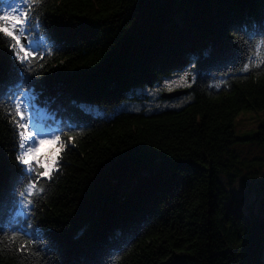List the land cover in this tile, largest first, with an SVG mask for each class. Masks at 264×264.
<instances>
[{
    "label": "trees",
    "instance_id": "16d2710c",
    "mask_svg": "<svg viewBox=\"0 0 264 264\" xmlns=\"http://www.w3.org/2000/svg\"><path fill=\"white\" fill-rule=\"evenodd\" d=\"M37 15L60 50L32 60L36 102L68 127L53 178L30 197L41 238L0 233V264H264V212L245 211L223 180L252 175L264 189V123L244 137L234 128L240 112L264 110V36L249 39L264 4L42 0ZM184 73L182 94L160 91L184 103L120 107ZM14 77L0 35V81ZM8 110L0 102V221L15 224ZM239 142L260 154L242 157Z\"/></svg>",
    "mask_w": 264,
    "mask_h": 264
},
{
    "label": "snow or ice",
    "instance_id": "6c2138e0",
    "mask_svg": "<svg viewBox=\"0 0 264 264\" xmlns=\"http://www.w3.org/2000/svg\"><path fill=\"white\" fill-rule=\"evenodd\" d=\"M260 3L264 4V0H260ZM41 4L42 0H0V35L7 41L8 55L15 73L14 79L8 84L0 81V102L8 103L9 110L6 115L11 117L10 122L13 123L14 130H18L15 163L8 166L12 171L9 195L15 215L24 218L17 219L15 224L11 221L6 224L0 221V233L10 230L15 236L19 232L34 242L39 241L42 230L38 224L30 222L34 218L29 211L34 206V201L30 197H33L38 183L53 178L58 164V154L64 149L60 133L68 127L63 122L61 127L54 126L56 119L50 108L43 109L45 115L41 117L38 111L40 105L36 102L33 85L36 73L33 71L32 60L42 59L45 55L60 50V44L45 29L43 20L37 15ZM255 23L257 31L249 36V39L257 35L264 36V17ZM251 66V63H243L239 71L249 72ZM191 67L195 70L194 63ZM168 83L166 80L165 84ZM216 87H219V84ZM68 139L71 141L72 137ZM57 142L59 148L50 149L40 156L36 155L38 144ZM4 167L5 162L0 158V173ZM43 191L44 189L39 190L41 193ZM242 191L243 186L237 195ZM18 251L27 249L22 245Z\"/></svg>",
    "mask_w": 264,
    "mask_h": 264
},
{
    "label": "rangeland",
    "instance_id": "374dc122",
    "mask_svg": "<svg viewBox=\"0 0 264 264\" xmlns=\"http://www.w3.org/2000/svg\"><path fill=\"white\" fill-rule=\"evenodd\" d=\"M169 81L166 85L165 81ZM189 85V78L186 74L174 78H168L161 83L153 85L154 87H143L132 91L136 96L135 102L127 100L120 107H127L130 109L138 110L141 108L155 109L164 107H174L184 103L186 97H178L171 100L164 101L160 96V91H171L177 88H185ZM132 94V93H131ZM131 96V95H130ZM264 123V110L261 111H242L235 118V132L238 136L251 135L258 125ZM62 141V139H61ZM59 148V142L54 144L44 143L37 145V156L47 153L50 149ZM235 149L242 157L252 158L260 154V150L252 143L239 142L236 144ZM60 153V152H59ZM59 156V154H58ZM59 159V158H58ZM228 184L230 189L237 195V192L243 186V191L237 195L245 211L262 213L264 212V189L257 185L256 180L250 175L248 183L244 177L229 181L223 179Z\"/></svg>",
    "mask_w": 264,
    "mask_h": 264
},
{
    "label": "water",
    "instance_id": "95a60500",
    "mask_svg": "<svg viewBox=\"0 0 264 264\" xmlns=\"http://www.w3.org/2000/svg\"><path fill=\"white\" fill-rule=\"evenodd\" d=\"M183 92H184V90H175V91L164 93L163 96L165 98H172V97H175V96L182 94Z\"/></svg>",
    "mask_w": 264,
    "mask_h": 264
}]
</instances>
